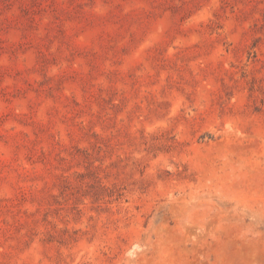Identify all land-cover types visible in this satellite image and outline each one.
Returning <instances> with one entry per match:
<instances>
[{"label":"rangeland","instance_id":"374dc122","mask_svg":"<svg viewBox=\"0 0 264 264\" xmlns=\"http://www.w3.org/2000/svg\"><path fill=\"white\" fill-rule=\"evenodd\" d=\"M0 264H264V0H0Z\"/></svg>","mask_w":264,"mask_h":264}]
</instances>
